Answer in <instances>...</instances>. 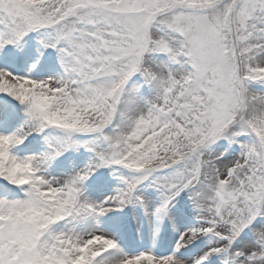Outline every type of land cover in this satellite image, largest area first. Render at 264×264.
Here are the masks:
<instances>
[{"label":"snow or ice","instance_id":"6c2138e0","mask_svg":"<svg viewBox=\"0 0 264 264\" xmlns=\"http://www.w3.org/2000/svg\"><path fill=\"white\" fill-rule=\"evenodd\" d=\"M0 264H264V0H0Z\"/></svg>","mask_w":264,"mask_h":264}]
</instances>
